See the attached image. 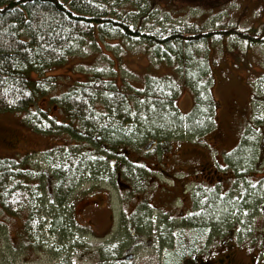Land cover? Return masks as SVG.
Here are the masks:
<instances>
[{
	"label": "trees",
	"instance_id": "1",
	"mask_svg": "<svg viewBox=\"0 0 264 264\" xmlns=\"http://www.w3.org/2000/svg\"><path fill=\"white\" fill-rule=\"evenodd\" d=\"M203 1V5H210L208 12L211 13L229 0ZM144 2L148 3L146 0H0V112L41 117L27 119L26 115L24 123L45 136L67 134L84 145L97 147H100L97 142V137H100L103 143L111 144L113 153L116 148L131 142L129 135L132 133L140 132L144 136L153 137L157 134L165 136L170 132H182L200 138L209 133L215 125L216 108L210 91L211 67L205 66L204 60H200L196 66L191 65L186 59L187 49L184 45L195 44L204 49L211 47L210 40L214 35L216 39L232 34L238 38L240 35L233 28L203 31L189 24L143 31L137 27L135 16L143 10L147 11L142 6ZM168 4L176 6L174 3ZM122 8H137L138 11H121ZM153 8L157 7L153 5ZM96 26L98 36L104 39L116 37L124 42L145 43L157 63L169 58L172 62V57H176L179 63H184L181 69L187 75L185 82L195 95L193 111L190 114L180 111L175 102L178 94L176 83L166 79L148 78L144 91L131 96L129 100L127 93L118 87L114 79L92 75L89 81L51 97L58 89V77L46 76V72L63 64L71 55L82 53L88 47L91 50L90 39L94 37ZM243 37L247 35L244 34ZM239 40L248 46H255L243 39ZM180 75L182 76L181 71ZM47 96L50 97L52 106H58L64 111L66 119L58 120L38 108V101ZM32 110L34 113H31ZM257 135V131L251 130L242 139L240 136L241 142L239 140L238 143L243 150L232 155V163H237L240 167H244L246 163L251 164L250 158L260 149ZM4 141V138H0V147H5ZM69 147L59 153L49 152L47 158V164L55 173V178L59 180L58 176H62L61 181H64V188L67 189L64 196H69L66 193L73 191L91 168L95 157L93 153L97 151L101 158L111 153L102 148L96 150L92 147L96 151L89 152L84 151L81 145L71 144ZM43 154L47 156L48 152ZM10 166L8 161L0 160L2 207L11 216H18L26 206L40 207V201H35L30 193H26L18 180L27 177V174L31 178L32 174ZM257 198V193H254L251 200L247 198L239 204L234 205L230 200L222 198L211 206L207 205L208 209L203 213L204 226L218 220L221 226L219 235L222 238L225 231L221 229L229 227L233 217L243 218L245 211L257 210L254 208L260 201ZM56 203L64 204V201ZM28 208L34 211L33 208ZM37 212L40 213L39 210ZM35 220L38 221L36 224H40L38 230H41L40 227H44L42 220ZM205 235L206 233L204 237ZM32 238L34 239L33 236ZM105 256L113 257L115 253H103V257ZM62 264L72 263L64 260Z\"/></svg>",
	"mask_w": 264,
	"mask_h": 264
},
{
	"label": "rangeland",
	"instance_id": "2",
	"mask_svg": "<svg viewBox=\"0 0 264 264\" xmlns=\"http://www.w3.org/2000/svg\"><path fill=\"white\" fill-rule=\"evenodd\" d=\"M146 1L148 3L144 2L142 6L147 11L143 10L135 16L138 21H135L138 24L137 27L143 31L189 24L197 26L203 31H223L233 28L240 35L237 38L232 34L223 39L219 37L216 39V35H214L210 40L211 47H204V49L198 48L199 46L195 44L184 45V48L187 49L186 59L191 65L196 66L200 60H204L205 66L210 65L211 67V93L216 104L215 129L204 136L201 140L202 144L198 143V137L184 136L182 132H180L181 135L177 134L176 136H173L172 132L167 137L160 135L163 139L169 138V140L172 137L183 136L185 140L179 144L171 142L175 146H170L171 144L169 146L157 145L160 149L155 152L158 156L160 153L162 154L164 149L170 148L172 153L174 152L173 154L168 153L164 158L160 155L163 163L171 164L174 162L172 156H178V163H176L178 166L200 165L211 172L220 171L223 175L221 170L227 169L225 152L229 150L228 154L233 152L235 155L242 151L243 147L241 149V146L237 151L234 150L238 146V141L241 142L242 136H247L251 130H254L255 126L258 129L262 128L264 122L261 120L264 119V46H261L264 44V0H229L225 5L221 4L220 9L213 10L211 13L208 12L211 8L210 5H203V0L179 3H175L174 0ZM151 2L157 7L156 9L153 8ZM168 3H174L176 6ZM123 10L138 11L137 8H122L121 11ZM95 31L94 37L90 39L92 42L91 50L88 47L82 53L71 55L63 64L46 72V76L58 77V89L52 93L51 97L58 96L80 83L89 81L92 75L93 77L99 75L103 78L114 79L118 87L127 93L129 100L131 96L144 91L148 78L166 79L168 81L174 80L176 83L177 107L184 114H190L194 109L195 99L190 90L191 87L187 86L185 82L187 75L181 69L184 63H179L176 57H172V62L170 58H167L168 60L165 62L160 60V63H157L145 43L124 42V40L116 37L104 39L98 36L97 26ZM244 34L247 37H243ZM239 39L255 46H248ZM181 57L185 58L182 54ZM181 78L183 79L181 80ZM49 98L47 96L40 99L38 108L47 111L51 117L58 120L66 119L64 111L58 106H52ZM33 111L31 113H34ZM26 115L0 112V138L5 139L3 143L5 147H0V158H7L8 155L14 156L18 153L21 157H26L27 154L73 144V139L68 136L61 134L42 136L33 132L22 121L27 117ZM141 117L143 116L141 115ZM27 119H41V117L34 118L33 115H28ZM255 122H257L256 125ZM219 134H221V139H219ZM143 135L144 133L139 132V135L133 136L131 145L125 146V148L133 151L134 148H143L146 142V139L142 138ZM149 135L153 136L151 133ZM129 136L131 137V135ZM160 136L157 134L153 137L158 138ZM257 145L259 147L260 143L257 142ZM86 146L88 145L86 144ZM41 154L37 157H43ZM259 155V151H257L253 159L257 160ZM35 158L36 156L30 155L25 159V162ZM11 161L13 163L21 162L19 159ZM38 162L42 165V169L37 165ZM32 167L34 172H41L45 169L43 159L33 161ZM93 167L97 168L94 172L99 171V175V173L106 171L109 164H98ZM256 170L260 171L259 166H256ZM96 176L97 174H90L87 178L89 185L86 187H90V192L98 197L97 202L116 201L114 193L121 195L123 190H119L115 184L113 185L114 191L108 189L100 182L97 183ZM259 177H264V173H259L257 179ZM248 179L252 178L249 177ZM40 182V190L46 192L45 180L42 179ZM249 185L246 186L248 191H250ZM77 186L78 184L73 191H68L66 194L70 196L73 194L72 192L75 193ZM227 188L229 185L226 183L225 191ZM64 189L66 192L67 189ZM88 191L78 193L86 194ZM199 191L201 195H204L207 189L202 187ZM161 199L166 200V197L163 196ZM230 202L235 205L233 201L230 200ZM158 203L160 206L163 205V202ZM49 204L50 206L45 199L41 198L40 214L45 217L43 237L40 239V244L34 246V253L29 246L25 245L21 248L18 241L17 246L19 247H12L10 240L14 242L15 238H18L16 234L21 227V219L8 222V216L4 214L5 209L0 206V240L3 241L2 248H0V259H2L0 264H8V260L14 264H25L27 260L25 250L32 252L33 255L30 256V260H33L35 264H60L68 254H71V260L74 264H96V261L101 263V254L96 251L89 254L87 249L82 246L85 243L84 229L79 228L78 222L83 221L85 225H89L93 221L95 231L102 234L112 227V221L107 211L92 208L88 211V215L80 214L79 216L77 211L73 210L72 216H74V226L77 230L76 244L73 248V232L67 219V210L63 208V203H56L57 205L54 206L49 199ZM47 217L49 218L47 219ZM248 218L249 216H245L243 221L246 222ZM117 220L118 216H116L115 221L117 222ZM261 225L262 227H253L249 232L250 226L245 224L242 232L246 236H241L239 242H235L236 246L232 254L235 263L264 264V221ZM225 230L227 233L229 229H221V231ZM53 231L54 234H52ZM91 233L93 234V232ZM193 237L190 236L189 238L194 240ZM111 240L113 239L111 238ZM167 252L172 254L170 251L158 254L148 247L139 249L134 264H163V257L168 254ZM180 259L181 257L178 259L174 257L173 263L180 264ZM102 262L105 263V261Z\"/></svg>",
	"mask_w": 264,
	"mask_h": 264
},
{
	"label": "flooded vegetation",
	"instance_id": "3",
	"mask_svg": "<svg viewBox=\"0 0 264 264\" xmlns=\"http://www.w3.org/2000/svg\"><path fill=\"white\" fill-rule=\"evenodd\" d=\"M97 142L103 149L111 148L107 143H103L100 137ZM157 145L156 143V146L148 152L151 153L148 157H143L137 152L129 153L128 150L123 152L121 148H116V158L110 159L111 170L109 169L107 173L112 175L113 185L123 190L121 195L114 193L117 201L98 203V198H94L90 191L86 194L64 196L65 185L64 181H61L62 176H58L59 186L57 187V178L52 170L50 176L53 196L51 198L53 197L55 202L63 200V206L70 209V212L77 211L79 216L80 214L88 215V211L92 208L107 211L112 227L104 233L99 234L95 231L93 221L86 225L88 232L94 238L93 242L101 243L98 248L103 253H115L113 257H103L102 261L105 263L101 261V264H108L110 261V264H134L139 249L145 247L155 250L158 254L164 251L172 252V254L168 252L165 254L168 264H172L169 258L173 257L175 252L174 257L180 256L183 264H237L233 261L232 254L236 246L235 242H239L243 236V227L245 224L248 225V222L244 223L243 219L250 213L253 217L250 228L261 227L264 221V207L260 206L258 215L252 214L251 211L244 213L243 218L233 217L228 232L221 238L218 220L213 223L210 221V225L204 226L203 209L201 211L197 209L198 203L200 204L199 189L202 187L212 189L213 202H215L221 188L233 178H237L236 173L233 170L224 171L222 175L220 171L211 172L200 165L178 166L177 162L163 165L159 163L155 153L159 149ZM141 151H144L143 148ZM48 155L49 152L47 156L42 154L44 165L50 169L47 164ZM35 156L37 157V153ZM53 158L51 156V159ZM10 159L14 160L17 157L10 155ZM124 160L130 164L122 163L121 161ZM40 181V178L31 180V186H39ZM263 183L260 182L262 185ZM113 185L108 189L114 191ZM254 193H257L260 201L264 200V190L261 188L252 191L248 197L249 200ZM40 195H37L38 200ZM163 196L166 200L161 199ZM158 202H163V205L160 206ZM203 208L204 212L208 209L204 206ZM23 213L29 217L28 210H24ZM68 216L67 211V219ZM116 216H118L117 222ZM29 231L25 229L23 232L28 235ZM204 233H206L205 237ZM190 236H194V240L190 239Z\"/></svg>",
	"mask_w": 264,
	"mask_h": 264
},
{
	"label": "bare ground",
	"instance_id": "4",
	"mask_svg": "<svg viewBox=\"0 0 264 264\" xmlns=\"http://www.w3.org/2000/svg\"><path fill=\"white\" fill-rule=\"evenodd\" d=\"M74 194V193H73ZM71 196H73V195H71Z\"/></svg>",
	"mask_w": 264,
	"mask_h": 264
}]
</instances>
